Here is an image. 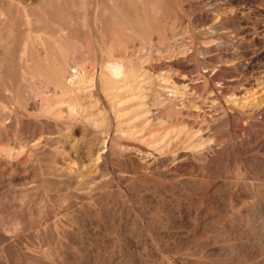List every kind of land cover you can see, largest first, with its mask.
Instances as JSON below:
<instances>
[{
    "label": "bare ground",
    "instance_id": "6f19581e",
    "mask_svg": "<svg viewBox=\"0 0 264 264\" xmlns=\"http://www.w3.org/2000/svg\"><path fill=\"white\" fill-rule=\"evenodd\" d=\"M243 1L0 3V150L22 182L17 211L3 189L0 264H264V78L238 51L259 10ZM196 7L210 26L186 44Z\"/></svg>",
    "mask_w": 264,
    "mask_h": 264
},
{
    "label": "rangeland",
    "instance_id": "374dc122",
    "mask_svg": "<svg viewBox=\"0 0 264 264\" xmlns=\"http://www.w3.org/2000/svg\"><path fill=\"white\" fill-rule=\"evenodd\" d=\"M255 1V2H254ZM8 2H9V0H0V3H3L4 5H6L5 3H7L8 4ZM246 2V3H245ZM222 4H224V3H222ZM240 5H246V6H248V7H250V8H252L253 7V10L255 9V10H257V12H258V10H259V15H256V19L255 20H252V21H249V23H248V25H247V27H246V29L247 30H249L251 33H252V35L249 37V39H247L246 40V42H245V44L244 45H242V46H244V47H241V48H239V52H243V51H241L242 49H244V52L247 54V57H246V59H244V61H245V63H247L248 65H247V73L249 74L248 76H249V79H251V80H253V81H255V80H257V79H259V78H264V38L263 37H261V36H257L255 39H254V34L257 32V26L255 25V23H257V25H258V23L260 24V25H258L259 27H261L262 25V27H264V0H244L243 2H241L240 3ZM257 8V9H256ZM193 10H191L193 13L194 12H196L197 10H201L202 8H192ZM197 13V12H196ZM201 13V14H200ZM211 14V13H210ZM209 14V12H205V11H200L199 13H197V17H198V19H196V21H195V23L193 22V23H190L189 24V22H187L186 21V19L184 20V21H182V22H184V25H182L183 23L181 22V23H179V25L181 24L182 26H184V27H182L183 28V30L181 31V33L179 34V36H180V39L181 40H183V41H185V43L186 44H191V41H193V39L194 38H196V39H198L199 41H202V39H203V36H204V30H206L207 28H209V26H210V23H209V17L213 14H211L210 15ZM204 16V17H203ZM258 16V17H257ZM253 17H255V15H252L251 16V18H253ZM262 17V18H261ZM261 18V19H260ZM201 21H200V20ZM56 20L57 21H61L60 19H59V17L58 18H56ZM172 20V19H171ZM171 22V21H170ZM169 22V23H170ZM190 25V26H188V25ZM204 24V25H203ZM178 25V24H177ZM189 28H188V27ZM255 26H256V29H255ZM180 26H178V28L176 29V30H178V29H180L179 28ZM258 27V28H259ZM197 28V29H196ZM200 28H201V30H200ZM167 29V30H166ZM169 29V27L168 28H161V30H160V32L161 33H169L168 31H170V29ZM186 29V30H185ZM198 30V31H197ZM203 30V31H202ZM189 31V32H188ZM193 31V32H192ZM184 32V33H183ZM187 34H186V33ZM190 32H192V33H190ZM196 32V33H195ZM202 33V34H201ZM183 34V35H182ZM184 34H186L185 35V37H184ZM201 34V35H200ZM178 35L175 37V39H179V38H177V37H179ZM182 36V37H181ZM188 36V37H187ZM192 36H194V37H192ZM253 36V38H251ZM185 39H184V38ZM193 39H192V38ZM205 37V36H204ZM190 39H192V40H190ZM167 42H169V43H167ZM164 43L165 44H167V45H170L171 43H172V40L170 41V40H166V41H164L163 43H161V44H158V47H159V45H161L162 46V44L164 45ZM245 47H247V48H245ZM248 51H247V50ZM247 51V52H246ZM197 53L199 54V55H201V57H202V61L204 62V64H206V66H208V67H210V66H212V65H214L212 62H210V61H208V58L207 57H205L204 55H203V51H202V48H200V47H198V50H197ZM207 61V62H206ZM251 61V62H250ZM250 62V63H249ZM210 63V64H209ZM204 67H205V65H204ZM238 73V72H237ZM261 75V76H260ZM252 77V78H251ZM206 93V92H205ZM256 93H257V90L255 89V88H252V89H249V92L246 94V95H244L242 98L244 99V102L243 103H248V102H252L253 100H255V98L257 97V98H259V95L257 94L256 95ZM253 94V95H252ZM256 98V99H257ZM259 127H256V128H254V132H255V134H257V137H259V138H261L262 137V140H263V142H262V147H264V129L263 130H260V129H262V127H260V129H258ZM257 129V130H256ZM239 130V129H238ZM13 131V132H12ZM11 132L12 133H16L17 131H16V127H15V125L13 126L12 125V127H11ZM260 133V134H259ZM237 134H238V136H242V133H241V131L239 130V131H237ZM2 151L0 150V165H2V166H0L1 168H0V171L2 172V171H6V177H7V179L5 180V183L4 184H2L1 185V187H0V191H2V192H0V194H1V196H0V203H6V201L4 200L5 198H4V194H6L7 192H8V194H12L13 196H10L11 197V200L13 201V203H14V207L17 205L16 203H18L19 201H20V198H21V196H18L19 194L20 195H22L21 194V192H20V187H21V181L20 180H18V177H16V178H13V179H11V180H13V181H10V177H11V174L9 173V170L10 169H8V167H6V166H8V165H6L8 162L4 159V157L2 158V155H3V152L1 153ZM3 159V160H2ZM2 160V161H1ZM4 163V164H3ZM3 165L6 167V169L3 167ZM4 169H3V168ZM31 168L32 167H28V169L31 171L30 173L33 175L34 173H32L34 170V168L31 170ZM8 171V172H7ZM11 172V171H10ZM30 174V175H31ZM30 175L28 176V177H25V179L27 180V179H30L31 177H32V175H31V177H30ZM17 179V180H16ZM8 180V181H7ZM18 181V182H17ZM15 182V183H14ZM19 182H21V183H19ZM25 183V182H24ZM9 185H11V186H9ZM14 185V186H13ZM16 185L18 186L17 187V189L15 190L14 188L16 187ZM5 186V187H4ZM7 187V188H6ZM11 187V188H10ZM5 188H6V190H5ZM6 191V193H5V191ZM14 189V190H13ZM9 190V191H8ZM17 190H19V191H17ZM37 192H39V193H41L43 190H42V188L40 189V187H38L37 188V190H36ZM35 191V192H36ZM35 192H33L32 194H33V196L35 195V197H36V194H39V193H35ZM4 193V194H3ZM3 194V195H2ZM17 196V197H16ZM18 197H20L19 199H17ZM3 198V199H2ZM35 199V198H34ZM37 199V198H36ZM15 201V202H14ZM18 201V202H17ZM17 207V206H16ZM15 207V208H16ZM13 209L12 211H17V210H19V208L17 207L16 209ZM87 211V210H86ZM25 213V215H24V217H25V219L27 218V219H30V216H31V211L27 208V211L26 212H24ZM88 215H89V218L90 217H92V218H96V217H98V219H99V214H97V213H99V211H97V210H93V209H91V210H88L87 212H86ZM87 215V216H88ZM98 215V216H97ZM29 217V218H28ZM140 218V217H139ZM138 218V219H139ZM139 222H141V225H145V221H143V219L142 218H140L139 219ZM147 229V228H146ZM145 233H150L149 231H148V229H147V231H145ZM47 258V257H46ZM62 257H60V256H58V258L57 259H61ZM47 260V262L48 261H51L49 258H47L46 259ZM63 260V258L61 259V261ZM46 262V261H45ZM48 264V263H47ZM49 264H51V263H49ZM53 264H55V262L53 263Z\"/></svg>",
    "mask_w": 264,
    "mask_h": 264
}]
</instances>
